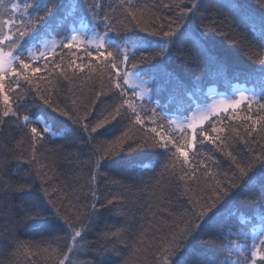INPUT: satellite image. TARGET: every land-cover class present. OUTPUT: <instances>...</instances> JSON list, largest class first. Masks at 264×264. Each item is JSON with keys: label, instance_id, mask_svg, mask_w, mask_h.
<instances>
[{"label": "trees", "instance_id": "16d2710c", "mask_svg": "<svg viewBox=\"0 0 264 264\" xmlns=\"http://www.w3.org/2000/svg\"><path fill=\"white\" fill-rule=\"evenodd\" d=\"M35 3L54 8L44 34L76 16L95 24L99 34L113 41L104 50L75 44L68 48L71 29L66 24L32 49L40 54L55 44L43 59L28 61L32 68L42 69L34 74L28 70L31 85L22 82L18 86L11 70L4 73L0 90V264H164L171 238L211 199L217 182L226 187L231 181L241 184V189L234 190L236 194L224 207L208 247L213 264H227L242 228H264V216L255 203L259 192L243 190L239 171L227 155L231 152L241 163L264 156V121L251 131L253 125L246 119L264 116V94L211 118L194 132L174 129L166 112L175 107L176 115L182 114L206 101L203 91L208 88L224 92L237 83L264 85V0H197L203 20L197 18L196 25L201 31L207 26L206 53L200 55L184 43L169 46L166 54L151 62L142 61L141 56L149 53L134 50L126 37L145 35L141 29L157 25H165L167 31L169 21L179 15L175 5L191 7V0H0V40L5 35L13 38L18 28L24 31L35 20ZM9 20L11 25L6 23ZM2 48L9 49L7 40ZM121 50L129 55L127 70L135 63L134 71L148 82V100L136 98L125 80L118 81L123 90H115L111 65L113 53L122 59ZM152 65L174 73L183 87L161 89V81L150 71ZM13 68L20 71L15 64ZM25 94L28 103L18 108L17 98ZM125 99L144 114L143 124L136 122L127 106L126 112L121 108L124 119H111ZM5 110H10L7 117ZM23 116L34 122L25 124ZM72 116L83 118L82 122H74ZM106 117L109 122L96 127ZM37 118L51 124L60 136L47 134ZM84 125L89 126L87 131ZM94 127L96 131L91 132ZM153 128L166 140L176 141V147L187 144V163L175 148L163 155L150 149V158L126 151L142 141L151 143L156 135ZM205 133L219 137L217 143L207 140ZM109 150L114 153L110 157L105 155ZM37 197L60 209L59 217L46 214L52 226L43 233L33 231L32 220L25 218ZM93 204L95 223L81 228V222L92 215ZM73 229L81 231V237L73 239ZM253 246H248L244 264L252 261ZM259 251L264 252V245ZM256 264H261L259 257Z\"/></svg>", "mask_w": 264, "mask_h": 264}, {"label": "snow or ice", "instance_id": "6c2138e0", "mask_svg": "<svg viewBox=\"0 0 264 264\" xmlns=\"http://www.w3.org/2000/svg\"><path fill=\"white\" fill-rule=\"evenodd\" d=\"M16 7V5H13V8ZM33 7L38 13L35 20L28 24L24 31H20L18 28L14 38H10L5 35L3 40H0V90L3 89L4 73L9 70H11L13 75L16 77L13 83H16L18 86L22 82L26 86L31 85V78L27 74L29 69H31L33 74L42 71L41 68H32L28 61L44 58L42 53L40 56H37L32 49H38L40 44L43 42L44 29L47 26L49 18L54 15V8L49 3H45L43 6L40 3H35ZM165 7H168V5H165ZM90 8L94 10L95 5H91ZM175 10L179 11V15L176 20L169 21L167 31L164 30L165 25H157L151 30L148 28L141 29L145 35L134 34L133 36L126 37L128 42L132 44L134 50L141 53H149V55L141 56L142 61L151 62L156 56L166 54L169 46L175 48L184 43H190L193 50L200 55L206 53V37L204 35V31L207 30V26H204V31H201L200 26L196 25L197 18H200L201 21L203 20V17L200 16V5L197 3V0H191V7L185 6L184 8H181L179 4H176ZM40 12H43L44 15H39ZM133 19H135L134 14ZM6 23L11 25L12 21L9 20ZM105 23L108 27H111L110 23L107 21V17H105ZM20 26H24L23 22H21ZM75 39L76 37L74 35L70 36L69 43L66 46L68 48L73 47L72 41ZM4 40L8 41V52L3 51L2 45ZM29 41H33L34 43L29 45ZM153 45H155V47H153ZM157 49L159 50L157 51ZM120 54L122 57L120 63L125 66L124 72L122 73L121 69L117 68L115 63H112L111 68L114 71L113 76L110 77V79L117 81L114 84V88L117 92L123 90V85L118 81L125 80L126 82V78L129 75L126 67L129 63V55L123 50H121ZM100 55L103 56L104 53L101 52ZM107 56L111 57L112 53L108 52ZM5 57L8 58L9 69H5L3 66ZM133 59H135V57H133ZM13 64L20 69L19 72H17L15 68L11 67ZM56 67H59V65H56ZM132 68H136L135 63L132 64ZM150 71L161 81L159 85L161 89L166 88L168 85H172L174 88L183 87L182 83L174 73L167 71L159 65H152ZM38 93L39 89H37V94ZM26 95L27 94L18 96V108H22L28 103ZM245 99L246 97L243 93H241L239 99L234 100L230 107L233 109L238 108ZM4 100L7 103V95L4 96ZM44 103L49 104V101L45 99ZM49 106L51 105L49 104ZM125 106L132 107V102L128 99L123 100V103L119 107H116L114 113L111 114V119L114 120L117 116L124 119L125 113L121 111V108H125ZM126 111L127 109L125 108V112ZM224 111H227V108H225ZM9 112L10 110H5L3 112V116H9ZM132 112L133 115H135L136 122L143 124L144 121L136 114L135 108H133ZM11 115L12 117H16L15 112H12ZM64 115H68V113L65 112ZM16 118L19 119V117ZM71 119H73L76 123H81L83 118L79 116H72ZM246 119L250 120L253 125L251 131H256L254 127L255 124L259 121H264V116H260L258 120H253L250 116ZM23 121L25 124H32L34 122L29 116H23ZM108 122L109 119L106 117L102 122L97 124L96 127H103L104 124H107ZM83 127L86 131L89 128L88 125H84ZM189 127L194 128L192 125ZM95 131V127L91 128V132ZM151 131L156 134L151 143L148 141H142L137 143L134 149L129 146L126 151L143 153L145 157L150 158V154L148 152L150 149L157 150L158 154L163 155L172 152V149L175 148L176 153H179L183 157V162L187 163V144L182 147H176V141L166 140L163 135L156 132L155 128ZM31 132L36 133L37 128L32 127ZM204 137L211 141L214 145L217 143V139H219V137L214 139L212 136H207L206 133L204 134ZM192 139L195 140V136H193ZM221 143H223V141ZM122 147L123 146L121 145V148ZM192 148H195V144L192 145ZM113 154L114 153L110 150L105 153V155L109 157ZM173 155H175V153H173ZM227 155L239 171L241 183L244 185L243 190H257L259 192V199L255 201V203L257 204L258 213L261 216H264V156H253L241 163L236 160V157H234L231 152H228ZM101 159H103V157H101ZM97 167H99L98 162ZM238 189H241V184H233L229 181L225 187L223 184L217 182L215 194L211 197V199L200 205L199 211L193 213V219L188 220L185 227L171 238L170 246L166 250L167 256L165 257L164 264H213L212 258L208 256V247L213 244V229L215 228L227 202L233 197V195L236 194L234 190ZM25 195L31 194L25 193ZM108 203L111 204L112 202L109 201ZM101 207H103V205H101ZM53 209H55V211H53ZM91 209L92 215L86 217L85 221L81 222V228H85L95 223V204L91 205ZM46 214H52L53 216L59 217L60 209L56 208L54 202L50 200L45 202L43 197H37L36 200L29 205L28 210H26L25 217L26 219L32 220L33 223L31 227L33 231L43 233L48 231L49 227L52 226V222L45 219ZM69 226L71 227V225ZM73 231V239L81 237V231L75 229H73ZM113 235H116V233H113ZM259 243L264 245V239H261ZM68 251L71 252L72 249L69 248ZM252 257L251 264H256L257 257L260 258L261 264H264V252L254 249ZM61 264H63L62 261Z\"/></svg>", "mask_w": 264, "mask_h": 264}, {"label": "rangeland", "instance_id": "374dc122", "mask_svg": "<svg viewBox=\"0 0 264 264\" xmlns=\"http://www.w3.org/2000/svg\"><path fill=\"white\" fill-rule=\"evenodd\" d=\"M66 24H69L71 29V33L67 37L68 43L70 36L74 35L76 39L72 41V44L80 47H91L98 50H104L108 44L113 41L107 34H99V32L96 31L95 24H90V22L76 16L64 19L58 28L48 29L44 34L43 41H46L48 36H52L60 32ZM54 45L55 44L53 43L47 45V47L41 53L43 55L46 54L47 51L53 49ZM3 51L8 52L9 49H3ZM35 53L37 56H40L41 54H38L37 52ZM120 61L121 60L118 59L113 53V63H115L117 68H120L121 72L123 73L125 66L122 65ZM3 66L5 69H9L7 57L4 58ZM13 66L14 64L11 67L13 68ZM127 71L129 75L126 78V85L134 91L136 98L139 100H148L151 94L148 82L141 78L139 74L134 71L132 65ZM261 83H264V76ZM203 93L205 94L206 101L195 103L186 112L176 115V113L173 111L175 107H172V109L166 112V115L170 117V121L174 129L178 131L189 130L194 132L211 118L232 110L233 108L230 107L231 103L234 100L239 99L241 93L244 94L246 99L241 103L240 106H242L244 103L257 100L262 94H264V85H261L260 88H258L257 85L248 86L246 83H237L229 87L224 92H218L212 88H208L204 90ZM130 108L132 110L135 108L136 114L139 115L141 119L144 117V114L141 112V110L137 109L136 105L132 104V107ZM225 108H227V111H224ZM37 121L42 124L47 134L51 135L52 137L60 136L53 130L52 125L47 123L43 118H37ZM190 125L194 126V128L189 127ZM241 230L242 232L239 234V239L232 247L234 248L235 253H233L232 250V254L229 256L227 264H244L243 261L245 259L246 253L249 254L250 252L248 246L251 247L254 245L253 250L254 248L258 250L260 249L261 244L259 241L264 239V228H256L251 231L249 228H242Z\"/></svg>", "mask_w": 264, "mask_h": 264}]
</instances>
